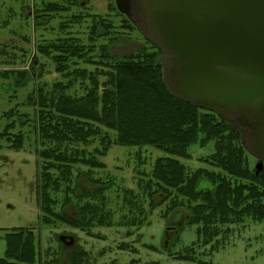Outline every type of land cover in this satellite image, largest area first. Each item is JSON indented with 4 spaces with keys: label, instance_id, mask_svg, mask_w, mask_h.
Returning <instances> with one entry per match:
<instances>
[{
    "label": "trees",
    "instance_id": "obj_1",
    "mask_svg": "<svg viewBox=\"0 0 264 264\" xmlns=\"http://www.w3.org/2000/svg\"><path fill=\"white\" fill-rule=\"evenodd\" d=\"M65 2L66 8L43 2L41 9L34 7L33 25H44L50 21L46 16L57 11L68 13L70 8L80 6V0ZM108 2V15L83 14L78 8V15L59 24L61 37L36 45L37 55L50 61L59 78L51 84L38 82L28 97L29 105L35 108L38 160L34 194L39 222L47 228L64 225L96 238L91 230L97 227L149 226L148 219L158 206L165 207L161 213L164 219L185 210L186 225L196 227V241L175 260L194 263V248L209 247L210 252L224 249L229 227L244 226L247 221L264 223V169L255 175L249 161L252 157L243 148L236 129L215 113L184 103L166 90L161 54L144 38L142 46L129 56H111L109 43L138 30L117 12L114 0ZM109 15L119 20L118 26ZM87 20V43L82 44L68 30ZM100 39L107 43L97 45ZM42 66L33 56L30 71H6L0 77L12 79L14 88L19 89L32 77L41 78ZM14 116L24 117L18 115L16 108L0 117L9 122L0 133V140L8 144L9 150L18 152L24 136L21 132L12 133ZM95 144L97 147L90 150ZM113 146L148 147L164 155L154 161L149 173L135 171L137 192L120 191V210L124 214L117 222L106 196L111 183L94 177L96 171L105 170L102 158ZM193 147L204 152L196 160L199 166L194 168L182 162L193 159ZM81 175L94 190L77 196ZM202 183L207 185L202 187ZM156 199H160L157 204ZM71 205L76 207V219L65 212ZM3 241L5 250L0 264H60L55 255L43 259L34 228L6 231ZM128 249L137 253L127 245L118 247L121 251ZM87 257L76 243L67 264H85Z\"/></svg>",
    "mask_w": 264,
    "mask_h": 264
},
{
    "label": "rangeland",
    "instance_id": "obj_2",
    "mask_svg": "<svg viewBox=\"0 0 264 264\" xmlns=\"http://www.w3.org/2000/svg\"><path fill=\"white\" fill-rule=\"evenodd\" d=\"M66 0H0V76L6 71H30L31 59L36 56L42 64V76L39 79L32 77L24 87L15 89L12 79L0 77V117L12 108L17 109L20 116H14L13 134L21 132L24 136L23 147L20 151L8 149V144L0 140V259L3 258L5 243L3 236L6 231L14 228H34L39 237V247L43 259L55 255L60 264H67L70 251L77 243L86 253L85 264H264V223L246 222L244 226L229 227L230 234L224 238V249L210 252L209 247L194 248L195 262H179L175 260L178 255H183L184 250L191 247L196 241V227L187 226V212L178 210L168 218L161 217L164 206L157 207L150 215L149 226L140 229H127L124 227H97L91 230L96 236L92 238L79 230H74L58 224L56 228H47L40 225L39 207L36 203L34 186L36 184V132L35 108L29 105L28 97L31 95L38 82L51 84L58 80L54 73L53 65L49 60L36 53L39 42H48L62 36L59 24L66 22L71 15H78L79 9L83 14L93 13L108 15V0H80L79 7L70 8L68 13L57 11L45 18L50 21L35 27L32 15L35 10L41 9L43 3H57L68 7ZM78 11V12H77ZM81 13V12H80ZM43 18V19H45ZM115 25L119 20L112 15L108 17ZM45 21V20H44ZM89 20L79 25H71L68 30L72 36L77 37L82 44L87 43V28ZM130 35L124 34L117 42L109 43V53L116 58L129 56L142 46V35L139 31ZM97 45L106 44V40H98ZM5 53V54H4ZM40 74V70H39ZM34 76V75H32ZM26 122V123H25ZM9 123L0 118V133ZM25 123V124H24ZM95 144L90 150L96 148ZM139 155L137 156V154ZM193 159L182 161L189 167H198L196 160L204 155L198 147L191 148ZM164 155L152 148H122L111 147L102 162L105 170L95 172V178L111 183V188L106 191L110 201L109 209L114 213V221H119L124 214L120 210V191L132 189L135 192V171L138 169L149 173L154 161ZM138 157V158H137ZM249 161L255 168L257 160ZM139 162L143 164L139 165ZM138 167V168H137ZM86 171V169H81ZM207 184L202 183L204 187ZM94 188L88 183L86 177L81 175L77 184V193L92 192ZM160 199H156V204ZM66 214L73 219L77 218L74 205L68 206ZM224 229V228H223ZM130 233L129 237L126 234ZM60 237L72 238V245L59 244ZM75 238V239H74ZM220 239V238H219ZM134 248L137 253L118 250L120 245ZM60 245V246H59ZM151 247L148 249L146 247ZM49 253L46 255V253Z\"/></svg>",
    "mask_w": 264,
    "mask_h": 264
},
{
    "label": "water",
    "instance_id": "obj_3",
    "mask_svg": "<svg viewBox=\"0 0 264 264\" xmlns=\"http://www.w3.org/2000/svg\"><path fill=\"white\" fill-rule=\"evenodd\" d=\"M114 5L159 50L166 90L236 129L257 160L255 175L261 173L264 0H114Z\"/></svg>",
    "mask_w": 264,
    "mask_h": 264
},
{
    "label": "flooded vegetation",
    "instance_id": "obj_4",
    "mask_svg": "<svg viewBox=\"0 0 264 264\" xmlns=\"http://www.w3.org/2000/svg\"><path fill=\"white\" fill-rule=\"evenodd\" d=\"M81 5V4H80ZM32 18H33V15L31 16ZM69 240V239H68ZM65 243V245L67 244L66 242H64ZM68 245V244H67Z\"/></svg>",
    "mask_w": 264,
    "mask_h": 264
}]
</instances>
